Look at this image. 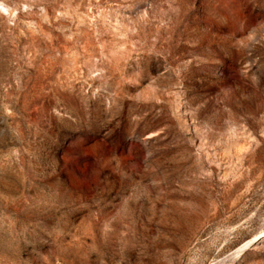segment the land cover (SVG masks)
Masks as SVG:
<instances>
[{
	"label": "rangeland",
	"instance_id": "obj_1",
	"mask_svg": "<svg viewBox=\"0 0 264 264\" xmlns=\"http://www.w3.org/2000/svg\"><path fill=\"white\" fill-rule=\"evenodd\" d=\"M0 264H264V0H0Z\"/></svg>",
	"mask_w": 264,
	"mask_h": 264
},
{
	"label": "bare ground",
	"instance_id": "obj_2",
	"mask_svg": "<svg viewBox=\"0 0 264 264\" xmlns=\"http://www.w3.org/2000/svg\"><path fill=\"white\" fill-rule=\"evenodd\" d=\"M256 239H252L249 243H247L246 242V245H244V246H242V247H240V249L238 250V252H240L241 253V251H243L244 250V248L246 247V246H250V245H255L256 244V241H255ZM236 255V254H235Z\"/></svg>",
	"mask_w": 264,
	"mask_h": 264
}]
</instances>
